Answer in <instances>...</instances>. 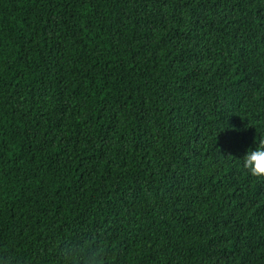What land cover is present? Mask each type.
Segmentation results:
<instances>
[{
  "label": "trees",
  "instance_id": "1",
  "mask_svg": "<svg viewBox=\"0 0 264 264\" xmlns=\"http://www.w3.org/2000/svg\"><path fill=\"white\" fill-rule=\"evenodd\" d=\"M264 0H0V264H264Z\"/></svg>",
  "mask_w": 264,
  "mask_h": 264
},
{
  "label": "clouds",
  "instance_id": "2",
  "mask_svg": "<svg viewBox=\"0 0 264 264\" xmlns=\"http://www.w3.org/2000/svg\"><path fill=\"white\" fill-rule=\"evenodd\" d=\"M243 170L252 177L264 179V139L259 140L255 147L246 149L240 157ZM100 253L89 258L87 264H100Z\"/></svg>",
  "mask_w": 264,
  "mask_h": 264
}]
</instances>
